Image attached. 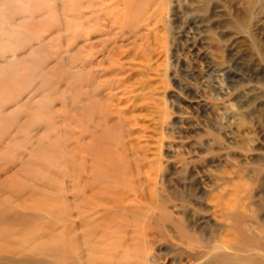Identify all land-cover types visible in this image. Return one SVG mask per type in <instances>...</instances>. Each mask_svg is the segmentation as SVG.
Here are the masks:
<instances>
[{
  "label": "rangeland",
  "instance_id": "obj_1",
  "mask_svg": "<svg viewBox=\"0 0 264 264\" xmlns=\"http://www.w3.org/2000/svg\"><path fill=\"white\" fill-rule=\"evenodd\" d=\"M262 245L264 0H0V264Z\"/></svg>",
  "mask_w": 264,
  "mask_h": 264
},
{
  "label": "bare ground",
  "instance_id": "obj_2",
  "mask_svg": "<svg viewBox=\"0 0 264 264\" xmlns=\"http://www.w3.org/2000/svg\"><path fill=\"white\" fill-rule=\"evenodd\" d=\"M262 248L264 249V245H262ZM259 254H260V253H259ZM217 257L220 259V261H221V260H222V261H226V260L230 259L229 256H227V254H219ZM257 257H258V256H257ZM236 260H238V257H237ZM238 262H239V261H238ZM233 264H234V263H233ZM238 264H239V263H238ZM251 264H264V257H260V259H256L255 262H252Z\"/></svg>",
  "mask_w": 264,
  "mask_h": 264
}]
</instances>
